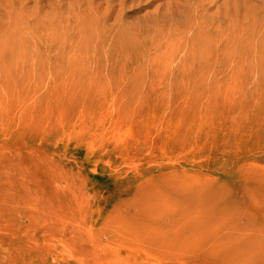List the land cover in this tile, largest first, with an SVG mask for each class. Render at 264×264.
<instances>
[{
    "label": "rangeland",
    "instance_id": "1",
    "mask_svg": "<svg viewBox=\"0 0 264 264\" xmlns=\"http://www.w3.org/2000/svg\"><path fill=\"white\" fill-rule=\"evenodd\" d=\"M187 2L0 0V264H264V34Z\"/></svg>",
    "mask_w": 264,
    "mask_h": 264
},
{
    "label": "bare ground",
    "instance_id": "2",
    "mask_svg": "<svg viewBox=\"0 0 264 264\" xmlns=\"http://www.w3.org/2000/svg\"><path fill=\"white\" fill-rule=\"evenodd\" d=\"M253 2L251 5H245L241 0H234L236 4L228 5L227 11L228 13L238 14L241 12L243 5L245 6V13L249 14L252 17V25H253V33L256 34H264V0H249ZM248 2V1H246ZM250 3V2H249ZM187 4L189 8L195 13H201L203 11L202 7H191V0H188ZM191 13V12H189ZM231 19H233L231 17ZM247 22L243 23L245 27Z\"/></svg>",
    "mask_w": 264,
    "mask_h": 264
}]
</instances>
